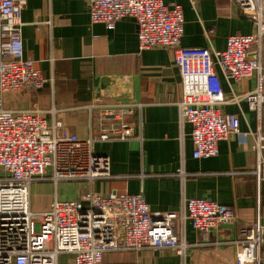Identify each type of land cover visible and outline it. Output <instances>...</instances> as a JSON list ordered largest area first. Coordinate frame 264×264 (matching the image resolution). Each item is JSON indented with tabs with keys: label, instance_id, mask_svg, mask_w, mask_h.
<instances>
[{
	"label": "built area",
	"instance_id": "built-area-1",
	"mask_svg": "<svg viewBox=\"0 0 264 264\" xmlns=\"http://www.w3.org/2000/svg\"><path fill=\"white\" fill-rule=\"evenodd\" d=\"M27 0H0V264H58L62 254L73 264H98L107 251L163 248L184 258V224L201 236L238 218L232 206L206 198H182L178 212H151L142 193L92 191V183L111 176L109 158L94 151L98 142L127 141L134 124L127 120L140 104L99 92L85 105L96 116L97 132L76 136L60 118L46 120L42 110H9L7 92L38 90L48 80L23 57L21 11ZM251 18L255 30L228 36L223 50L181 45L184 14L181 4L163 0H87L91 23L111 30L124 17L134 19L137 46L166 48L181 78L177 103L179 124L191 125L192 156L212 158L218 142L250 137L256 179H264V66L260 51L248 56L264 34V0H232ZM255 76L252 90L234 92L231 82ZM224 80L231 88L226 96ZM244 101L254 112L255 129L241 131L235 114L224 109ZM51 113L55 110L52 108ZM176 175L188 174L180 168ZM37 180L85 182L89 188L75 199L54 198L49 207L30 210V184ZM234 264H264V226L259 214L239 230L233 242Z\"/></svg>",
	"mask_w": 264,
	"mask_h": 264
},
{
	"label": "crops",
	"instance_id": "crops-1",
	"mask_svg": "<svg viewBox=\"0 0 264 264\" xmlns=\"http://www.w3.org/2000/svg\"><path fill=\"white\" fill-rule=\"evenodd\" d=\"M181 4L184 31L181 45L223 50L228 36L249 34L253 20L232 0H163ZM23 57L47 78L38 90L7 92L3 105L9 110H42L50 121L60 118L79 137L97 132V120L85 105L99 92L140 104L127 120L134 133L127 141L98 142L97 154L109 158L111 176L92 183V191L105 194L142 193L151 212H178L182 198H206L235 208L238 218L201 236L187 221L184 258L163 248L107 251L98 264H234L233 242L239 230L259 214L264 226V179L254 173L255 154L250 137L231 136L218 142L212 158L192 156L191 125L180 126L177 103L181 78L166 48L138 50L134 19L124 17L108 30L91 23L87 0H27L21 11ZM260 51L264 66V34L251 45L248 56ZM255 76L231 82L234 92L252 90ZM226 96L230 86L222 80ZM55 112L51 113L50 110ZM235 114L241 131L255 129V114L244 101L224 109ZM180 168L188 174L183 180ZM89 188L85 182L37 180L30 184V210L38 214L54 199H75ZM41 195V200L38 195ZM71 257V256H70Z\"/></svg>",
	"mask_w": 264,
	"mask_h": 264
},
{
	"label": "rangeland",
	"instance_id": "rangeland-1",
	"mask_svg": "<svg viewBox=\"0 0 264 264\" xmlns=\"http://www.w3.org/2000/svg\"><path fill=\"white\" fill-rule=\"evenodd\" d=\"M41 195H38L37 197L40 198L41 200ZM72 255H67V254H62L59 256L58 258V264H73L72 263V257H70Z\"/></svg>",
	"mask_w": 264,
	"mask_h": 264
}]
</instances>
